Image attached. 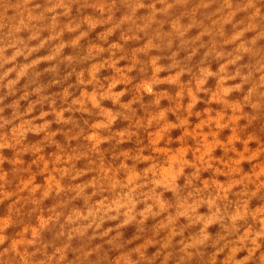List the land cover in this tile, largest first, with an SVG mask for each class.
<instances>
[{
	"label": "clouds",
	"instance_id": "clouds-1",
	"mask_svg": "<svg viewBox=\"0 0 264 264\" xmlns=\"http://www.w3.org/2000/svg\"><path fill=\"white\" fill-rule=\"evenodd\" d=\"M0 264H264V0H0Z\"/></svg>",
	"mask_w": 264,
	"mask_h": 264
}]
</instances>
